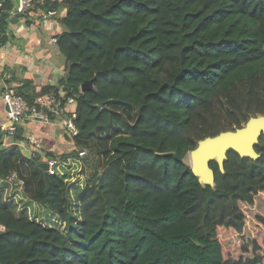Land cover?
Wrapping results in <instances>:
<instances>
[{
    "label": "trees",
    "instance_id": "trees-1",
    "mask_svg": "<svg viewBox=\"0 0 264 264\" xmlns=\"http://www.w3.org/2000/svg\"><path fill=\"white\" fill-rule=\"evenodd\" d=\"M14 2L0 0L2 45ZM59 9L65 75L17 90L79 129L69 155L47 158L86 151L92 174L85 185L67 171L47 180L41 159L4 147L0 133V181L15 171L64 225L0 202V264H264V134L257 159L231 151L223 171L210 163L214 185L187 163L201 141L264 117V0H34L21 18Z\"/></svg>",
    "mask_w": 264,
    "mask_h": 264
},
{
    "label": "crops",
    "instance_id": "crops-1",
    "mask_svg": "<svg viewBox=\"0 0 264 264\" xmlns=\"http://www.w3.org/2000/svg\"><path fill=\"white\" fill-rule=\"evenodd\" d=\"M65 15L66 10L59 9L56 17L49 20H42L40 13L31 14L29 23L23 18L15 23L9 19L8 40L4 45L0 43V125L6 121V108L1 95L9 82L18 90L30 83L32 89L41 91L43 87L57 86L65 75L66 60L54 42L64 31L61 20ZM5 73L11 75L10 80L3 79ZM46 98L43 97V101ZM71 109L75 107H69L68 111ZM67 118L61 114L47 123L28 120L20 126L22 139H7L3 146L14 147L25 158L37 157L43 163L49 161L47 153L60 157L69 155L75 144L65 129ZM0 133L4 135L1 129ZM70 159H63V162L68 163Z\"/></svg>",
    "mask_w": 264,
    "mask_h": 264
},
{
    "label": "water",
    "instance_id": "water-1",
    "mask_svg": "<svg viewBox=\"0 0 264 264\" xmlns=\"http://www.w3.org/2000/svg\"><path fill=\"white\" fill-rule=\"evenodd\" d=\"M22 17L18 14L14 23ZM93 81L86 82L82 86V92L93 91ZM264 134V117L251 119L247 125L236 132L222 133L217 137L208 138L199 143L196 150L191 152V169L193 174L204 184L214 185V172L210 168V163L216 161L221 170L224 169V161L231 151L236 152L242 158L257 159L258 155L254 149L261 135ZM39 167L44 171V175L49 180L48 164L42 163Z\"/></svg>",
    "mask_w": 264,
    "mask_h": 264
},
{
    "label": "built area",
    "instance_id": "built-area-1",
    "mask_svg": "<svg viewBox=\"0 0 264 264\" xmlns=\"http://www.w3.org/2000/svg\"><path fill=\"white\" fill-rule=\"evenodd\" d=\"M34 8V0H16L14 10L11 12L10 20H13L18 14L25 15L28 11ZM42 20H49L53 19L57 15V11H40ZM2 12L0 11V24L2 23ZM1 27H0V43H1ZM54 42L57 43V38L54 39ZM3 79L6 81L11 79V75L5 73L3 75ZM1 99L6 108V121L0 125V129L4 133V142L7 139H13L17 132L18 128L24 124L26 121H43V122H50V118L48 113L44 110H38L36 107H31L28 102L18 93L17 87L9 82L6 87L5 91L1 95ZM43 99L40 101L42 102ZM47 104H52V101L46 98L45 101ZM42 102V103H43ZM50 102V103H49ZM69 106L75 107V100L71 99L68 103ZM75 109L70 111L71 114L75 113ZM65 129L72 138H75L79 134V129L75 125L74 121L69 117L65 120ZM34 143V142H33ZM38 144V143H37ZM79 157L81 159L87 158L86 151H80ZM48 164V173L49 176L57 175L56 173L59 171L60 162L58 160H49L46 162ZM65 163V162H64ZM67 164V163H66ZM61 165V164H60ZM12 181L15 182L17 179L16 173H13ZM59 174V173H58ZM10 177V178H11ZM23 182L21 181V184ZM4 228L0 225V232H3Z\"/></svg>",
    "mask_w": 264,
    "mask_h": 264
},
{
    "label": "rangeland",
    "instance_id": "rangeland-1",
    "mask_svg": "<svg viewBox=\"0 0 264 264\" xmlns=\"http://www.w3.org/2000/svg\"><path fill=\"white\" fill-rule=\"evenodd\" d=\"M114 109L119 110L118 108ZM120 111L124 113L129 119L134 120V117L129 116V113L135 115L134 110L125 111L121 109ZM88 162L89 158H85V160H79L78 156L71 157L67 164L61 160V165L58 164L59 171L56 174L59 173L61 176H63L65 171H67L70 174V180H68L69 183L72 185H85L86 181L92 174ZM187 163L192 165L191 155H189ZM13 173L16 172L14 171ZM13 173L11 176L14 175ZM10 177H8V179L5 181H0V202L6 204L16 216L26 217L30 221L40 223L46 228L60 227V229H64V225L61 224L56 213L48 208L42 207L30 199V195L25 191L23 186L24 184H21L18 175L17 179H15V182L11 180L13 176L11 178Z\"/></svg>",
    "mask_w": 264,
    "mask_h": 264
}]
</instances>
